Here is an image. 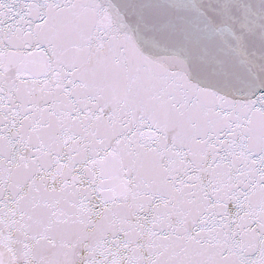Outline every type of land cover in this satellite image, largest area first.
<instances>
[{
	"label": "snow or ice",
	"instance_id": "snow-or-ice-1",
	"mask_svg": "<svg viewBox=\"0 0 264 264\" xmlns=\"http://www.w3.org/2000/svg\"><path fill=\"white\" fill-rule=\"evenodd\" d=\"M0 264H264V0H0Z\"/></svg>",
	"mask_w": 264,
	"mask_h": 264
}]
</instances>
